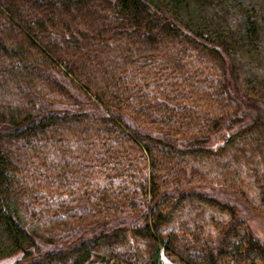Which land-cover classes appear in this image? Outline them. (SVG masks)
<instances>
[{"label": "trees", "instance_id": "16d2710c", "mask_svg": "<svg viewBox=\"0 0 264 264\" xmlns=\"http://www.w3.org/2000/svg\"><path fill=\"white\" fill-rule=\"evenodd\" d=\"M263 61L264 0H172L163 12L147 0H0V258L160 264L164 250L186 264H264V241L191 187L205 176L186 166L227 132L229 165L264 198V116L242 112L234 84L264 105ZM168 180L177 188L162 192ZM203 202L231 213L211 221L216 241L172 223ZM37 205L65 207L51 223L66 242L40 248ZM137 210L141 223L103 222ZM69 215H94V234Z\"/></svg>", "mask_w": 264, "mask_h": 264}, {"label": "rangeland", "instance_id": "374dc122", "mask_svg": "<svg viewBox=\"0 0 264 264\" xmlns=\"http://www.w3.org/2000/svg\"><path fill=\"white\" fill-rule=\"evenodd\" d=\"M153 5L157 6L162 12L165 11L172 0H147ZM264 65V61H263ZM235 90L241 96L243 100L241 104L242 112L247 113L250 116L261 115L264 116V105L260 102L252 100L251 98L244 96L241 90V84L238 81L234 82ZM234 88V85L232 86ZM228 137L227 132H216L212 136V141L209 143L210 150L205 157L198 158L202 162L190 163L186 162V166L192 169L195 164L196 171L203 172L205 177H196L191 183V187L203 189L212 195H217L218 199H221L230 204V206L235 207L236 218L243 220L246 225L251 229L252 233L262 241H264V198L260 195V188L257 184L253 183L252 178L249 176L251 171L246 170L245 167H236V165L231 162L229 165V149L225 148V139ZM223 152H226L223 154ZM223 154V155H222ZM192 165V166H191ZM260 169V172L263 171V168L258 167L256 171ZM172 180L165 181L163 183L162 192L167 187L169 188L172 184L174 188H177ZM189 203V201H187ZM197 206V205H196ZM189 205H186L184 210L178 212V220L174 218L172 223H176V226L182 227L184 225H190L189 229L191 232L202 241H216L220 231L222 230L219 227L218 222L211 223L215 218L221 221V225H226L230 221L231 213L229 210L224 211L218 206L210 205L207 202H203L202 207L204 210L199 208L191 210L188 209ZM199 207V204H198ZM65 207L61 210H42V207L37 205L33 212H28L29 223H33L34 233L36 234V239L40 248L45 249L50 244H53L52 241L58 243L66 242V227H60L56 224L51 223L54 219L52 216L54 214H60L63 212ZM146 208V207H144ZM141 211H134V214H127L121 212L111 213L109 219H105V225L109 228L117 226L121 219H125V222L131 224L133 220L141 223L142 214ZM41 214H44L43 216ZM72 215V214H71ZM69 215L66 222L71 226L76 224H81L84 227L85 236H92L95 232L93 229L87 230L86 223L89 220H93L95 217H86V215L76 216V218ZM137 216V218H136ZM206 217V219H205ZM51 218V219H49ZM117 219V220H116ZM205 219V221H203ZM138 223V224H139ZM60 224V223H59ZM137 224V225H138ZM136 225V226H137ZM220 225V226H221ZM201 226V227H200ZM128 228V227H127ZM68 230V229H67ZM130 229L128 230V235H130L131 240L135 241L136 237L130 234ZM40 236V237H39ZM61 237V239L59 238ZM43 237H51L52 240L45 241ZM198 239V240H199ZM204 241V242H206ZM162 243V242H161ZM203 243V242H202ZM20 253L12 257H1L0 264H15L17 260L20 259ZM178 257V254H175ZM176 256L168 254L166 251L162 250L160 253V264H186V261H181ZM88 264H118L113 262V260H104V261H92Z\"/></svg>", "mask_w": 264, "mask_h": 264}]
</instances>
